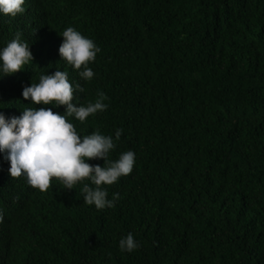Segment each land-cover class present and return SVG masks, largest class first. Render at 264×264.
Returning a JSON list of instances; mask_svg holds the SVG:
<instances>
[{
    "label": "trees",
    "instance_id": "trees-1",
    "mask_svg": "<svg viewBox=\"0 0 264 264\" xmlns=\"http://www.w3.org/2000/svg\"><path fill=\"white\" fill-rule=\"evenodd\" d=\"M0 13V51L16 36L34 60L0 73V113L34 105L23 88L66 71L87 105L99 92L107 110L81 124L115 137L110 153H135L111 186L115 207L84 203L82 184L40 192L12 178L0 153V264H264V0H25ZM73 27L101 49L83 80L59 55ZM2 63V62H0ZM103 166V160L88 161ZM91 185V182L87 181ZM94 187V186H93ZM17 209L29 215L30 233ZM131 233L139 248L119 241ZM34 247L30 256L26 248Z\"/></svg>",
    "mask_w": 264,
    "mask_h": 264
},
{
    "label": "clouds",
    "instance_id": "clouds-1",
    "mask_svg": "<svg viewBox=\"0 0 264 264\" xmlns=\"http://www.w3.org/2000/svg\"><path fill=\"white\" fill-rule=\"evenodd\" d=\"M24 4L25 0H0V13L14 18L25 12ZM60 35L63 37L58 49L60 58L77 70L83 80L91 81L95 73L89 65L101 49L73 27H67ZM33 60L30 46L21 41V34L17 32L15 38L0 51V73H18ZM84 91L79 84L73 86L68 73L61 70L43 74L38 83L25 86L22 91L25 100H31L34 105L63 106L65 112L61 115L51 108L26 107L19 117L6 118L0 113V153H5L4 158L10 162L9 174L12 178L25 176L28 184L40 192L52 188L55 178L67 190L82 184L85 204L94 205L98 210L113 208L119 194L113 193L109 200L105 186H111L132 173L135 153L126 151L117 160L110 159L123 129H117L114 138L101 134L98 129L84 136L77 132L69 117L83 124L89 116L104 112L108 107L105 103L107 96L103 92L97 94L94 102L83 104L77 93ZM92 160H103L104 164L88 163ZM12 212L21 218L22 225L30 233V216L13 208ZM3 219V212L0 211L1 224ZM29 248L31 251L27 248L26 251L30 256L34 255V247ZM119 248L122 252L131 253L139 248V244L129 233L120 239Z\"/></svg>",
    "mask_w": 264,
    "mask_h": 264
}]
</instances>
